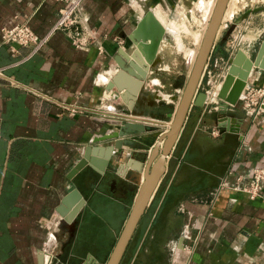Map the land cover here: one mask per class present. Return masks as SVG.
<instances>
[{
	"label": "crops",
	"instance_id": "1",
	"mask_svg": "<svg viewBox=\"0 0 264 264\" xmlns=\"http://www.w3.org/2000/svg\"><path fill=\"white\" fill-rule=\"evenodd\" d=\"M144 1L165 25L169 18L155 7L168 0ZM61 5L56 0H0V28L28 19L30 28L45 37L38 50L32 44L16 45L15 53L0 37V264H41L40 253L42 264H104L130 211L149 149L168 128L176 105L162 100L167 98L161 92L177 94L184 86L175 83L167 92L155 77L168 67L160 53L167 41H162L146 88L128 108L105 82L115 67L116 49L134 51L128 35L144 5L138 0H83L80 16L102 49L87 33L85 46L77 48L67 33L52 30ZM263 13L239 23L234 34L238 47L217 36L206 63L214 78L208 84L204 76L197 89L207 94L204 104L190 107L119 264H146L147 247L166 241L158 238L161 230L181 227L183 245L191 239L185 264H264V184L261 196L253 199L231 189L237 177L245 183L251 168L264 166V116L249 115L241 93L235 106L227 105L220 114L215 95L237 49L254 57L264 35ZM244 61L238 69L243 70ZM259 62L264 65V52ZM247 86L264 87L263 67L250 68L242 90ZM71 107L78 109L74 115L68 112ZM125 116L143 117L146 122L137 123L149 129L122 136L129 142L113 148L104 171L86 165L70 178L91 140L116 130ZM113 144L114 139L96 143L102 150L91 156L102 160ZM73 188L83 202L68 223L57 209ZM168 215L177 217L175 226L165 219ZM143 223L153 238H139ZM179 236L174 232L177 240Z\"/></svg>",
	"mask_w": 264,
	"mask_h": 264
},
{
	"label": "water",
	"instance_id": "2",
	"mask_svg": "<svg viewBox=\"0 0 264 264\" xmlns=\"http://www.w3.org/2000/svg\"><path fill=\"white\" fill-rule=\"evenodd\" d=\"M228 1L229 0L215 1L184 86L179 95L171 94V100L176 102V105L173 112L169 115L170 119L168 128L159 135L158 142L149 149L150 152L143 165L141 180L138 184L130 211L118 239L104 264H119L124 250L142 214L152 201L159 180L165 171L166 157L169 155L178 137L190 107L192 105L202 106L204 104L207 94L206 92L197 93V89L204 66L207 63L208 57L217 39L222 17ZM263 10L264 6L259 7V10L247 9L241 13L240 19H244L248 13ZM128 39L132 43L131 47H133V49L139 54L140 60L127 55V52H130V49L125 51L122 47H118L112 54V59L115 63V70L106 80L105 85L108 91L114 93L116 98L120 96L126 106L131 109L138 100L140 93L146 88L144 82L150 73L151 68L156 64L155 60L158 57L162 41L171 42V35L156 18L153 10L148 8L138 17L134 28L128 35ZM225 39L226 38L223 37L221 43H223ZM263 52L264 35L260 37L259 45L252 59L246 57L241 49H237L232 57L228 59L226 71L217 91L215 92L216 99L219 100L218 111L220 114H225L227 105L234 107L237 103L250 68H264V65L259 62L260 56ZM241 59L245 60L243 70L237 68ZM113 89L114 91H112ZM148 129L149 128L146 125L134 121H125L118 124L116 130L95 137L91 140L92 144H89L84 148L82 157L71 169L68 176L72 178L86 165H93L98 171H104L113 148L120 149L123 144L129 142L127 139H122V136H126L130 133H143ZM110 139H114V144L113 146L107 147L105 158L100 161L94 159L91 154H95L102 150L100 149L102 147L95 144ZM76 200L78 203L71 207ZM82 202L83 200L81 199L79 192L77 189L73 188L64 196L57 211L64 217L65 221L71 223L76 217ZM69 207H71V209L68 212ZM181 244L182 236L180 235L177 240V245L181 246ZM40 259L42 264V253H40Z\"/></svg>",
	"mask_w": 264,
	"mask_h": 264
},
{
	"label": "rangeland",
	"instance_id": "3",
	"mask_svg": "<svg viewBox=\"0 0 264 264\" xmlns=\"http://www.w3.org/2000/svg\"><path fill=\"white\" fill-rule=\"evenodd\" d=\"M138 1L144 5V10L147 8L153 9L144 0ZM215 1L216 0H168L165 4L155 7L160 9L162 14L169 18L164 21L165 25L169 26L170 23H172L170 26H176L177 29L175 30L176 45L174 43L171 45V42H164V45L160 50V53L163 56V63L168 65L167 69L164 71H158L156 75L154 74L161 82L165 83L164 90L167 92H172L174 90L175 83L184 84L190 68L187 63L189 61L190 65H192L195 59L194 56L196 55L198 46L202 40L203 33L209 19L208 17H210L211 10L213 9L211 6H214ZM262 6H264V0H231L227 10L230 12L233 11L234 14L232 16V20L228 21L224 28L222 26V29L219 30L218 39L225 37V41L227 42L230 40L234 41V39H236L234 36L237 35V30L239 29L237 26L243 20L240 19L241 13L247 9L259 10V7ZM260 12L262 11L248 13L246 17L250 16L253 17L254 20H257V15H260ZM226 20H228V18ZM237 42L234 41V44L236 43L237 45L236 47L239 46V42ZM179 44H182V46H179ZM154 82H157V80ZM161 93H163L165 98H167L163 100H171L168 99L169 96H171L170 93ZM165 219L172 226L176 225L177 217L174 218V216L168 215L165 216ZM145 228V223H143L139 233V238H153L155 235H151V232L148 230L146 231ZM174 232L177 233L178 236L180 234L182 236V233L185 231L183 230L182 232V227L181 229H176V231H167L166 229L161 230V234H159L158 238L160 241L166 240V244L164 243V245H153L147 247V258L145 260L146 264H180V262L185 264L187 262L191 253V242H189L191 239L188 238L186 246L183 245L184 250L182 255L179 256L181 260H178L177 247L179 246L177 245L176 237H174Z\"/></svg>",
	"mask_w": 264,
	"mask_h": 264
},
{
	"label": "built area",
	"instance_id": "4",
	"mask_svg": "<svg viewBox=\"0 0 264 264\" xmlns=\"http://www.w3.org/2000/svg\"><path fill=\"white\" fill-rule=\"evenodd\" d=\"M62 5L58 9L56 21L52 30H61L68 34L71 43L77 47H84L86 39L84 33H87L88 39L93 40L99 49H102L101 42L95 37L94 33L87 29L84 20L80 16V5L83 0H56ZM1 42L7 44L12 53L16 52V45L27 46L32 44L33 49L38 50L45 41V37H39L31 28L28 19L15 21L11 25L2 26L0 28ZM206 77L207 83L211 84L213 74L205 64L200 82L203 77ZM224 76V75H223ZM3 78L2 70L0 69V80ZM223 78V77H222ZM222 80V79H221ZM157 85V84H156ZM219 86V85H218ZM180 89H177V94H180ZM241 105L243 109L252 116H264V87L247 86L241 92ZM78 111L77 108L71 107L68 109L70 115H74ZM126 121H136L145 123L143 117H126ZM123 121H119L121 124ZM264 184V166H256L250 169L248 179L245 183H240L239 178H236V183L231 186L232 191H239L246 194L250 199L260 197L261 185ZM225 183H221V189ZM216 192V191H215ZM49 238V237H48ZM51 240L54 237L50 236Z\"/></svg>",
	"mask_w": 264,
	"mask_h": 264
},
{
	"label": "bare ground",
	"instance_id": "5",
	"mask_svg": "<svg viewBox=\"0 0 264 264\" xmlns=\"http://www.w3.org/2000/svg\"><path fill=\"white\" fill-rule=\"evenodd\" d=\"M230 1L231 0H229L228 1V4H227V7H226V10H225V12H224V15H223V17H222V22H221V24H220V29L222 28V26H223V28H224V26L226 25V23H225V21H226V19L227 18H230L232 15H233V11H229V10H227L228 9V6H229V3H230ZM211 8H213L212 6H211ZM148 9V8H147ZM151 9V8H150ZM153 10V9H152ZM212 11V10H211ZM155 14V13H154ZM211 14V13H210ZM156 16V15H155ZM157 18V17H156ZM209 18V17H208ZM158 19V18H157ZM159 20V19H158ZM205 20H206V18H205ZM207 21V20H206ZM161 23V22H160ZM162 24V23H161ZM162 26L167 30V31H169L170 32V35H171V43H173V42H175L176 41V31L173 29V27H171V26H165V25H163L162 24ZM201 40V39H200ZM182 46V44H179V46ZM124 49V48H123ZM125 50V49H124ZM126 51V50H125ZM193 53V52H192ZM127 55L128 56H133V57H135L137 60H140V57H139V54L137 53V51L136 50H134L133 52H127ZM196 56V55H195ZM194 56V57H195ZM192 59V58H191ZM188 64H189V66L191 67V65H190V63H189V61H188ZM114 70H115V68H111V73L110 74H113V72H114ZM148 90V89H147ZM163 100V99H162ZM169 125V124H168ZM179 247H181V248H183V250H184V246H183V237H182V244H181V246H179ZM183 250H181V249H178V251H177V259L178 260H181L180 259V255H182V252H183ZM52 260H53V257H52ZM180 264H182L181 262H180Z\"/></svg>",
	"mask_w": 264,
	"mask_h": 264
},
{
	"label": "flooded vegetation",
	"instance_id": "6",
	"mask_svg": "<svg viewBox=\"0 0 264 264\" xmlns=\"http://www.w3.org/2000/svg\"><path fill=\"white\" fill-rule=\"evenodd\" d=\"M173 22H174V21H173ZM171 24H172V23H170V25H171ZM170 25H169V26H170Z\"/></svg>",
	"mask_w": 264,
	"mask_h": 264
}]
</instances>
